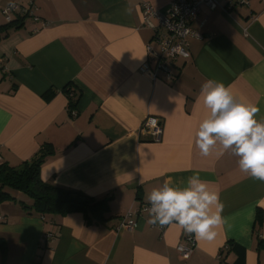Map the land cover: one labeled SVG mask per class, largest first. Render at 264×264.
Wrapping results in <instances>:
<instances>
[{
  "label": "crops",
  "instance_id": "1",
  "mask_svg": "<svg viewBox=\"0 0 264 264\" xmlns=\"http://www.w3.org/2000/svg\"><path fill=\"white\" fill-rule=\"evenodd\" d=\"M14 1L0 0V25ZM29 1L46 25L28 18L0 42L1 162L31 161L49 143L42 179L107 198L109 211L106 219L41 214L11 191L16 200L0 201L5 264H264V181L241 172L231 150L203 157L194 143L207 114L199 93L208 79L258 107L255 118L264 121V0L204 6L192 22L200 36L188 37L191 57L176 60L172 79L145 71L155 30L143 25L142 8L147 1L166 11L171 0L22 4ZM75 90L73 116L68 91ZM147 118L161 123L160 140L141 132ZM194 173L219 194L223 223L211 242L194 236L184 260L178 245L189 244V234L176 223L164 230L150 224L142 205L165 180L184 187ZM128 211L132 229L120 226Z\"/></svg>",
  "mask_w": 264,
  "mask_h": 264
},
{
  "label": "clouds",
  "instance_id": "2",
  "mask_svg": "<svg viewBox=\"0 0 264 264\" xmlns=\"http://www.w3.org/2000/svg\"><path fill=\"white\" fill-rule=\"evenodd\" d=\"M199 98L207 110L194 133L200 155L208 157L215 149L219 158L231 150L239 157L241 172L264 181V121L255 118L259 108L238 99L228 86L213 79L201 85ZM146 200L151 205L147 209L150 224L176 223L197 240L213 241L215 229L223 223L219 194L198 173L189 176L184 187L165 180L146 194Z\"/></svg>",
  "mask_w": 264,
  "mask_h": 264
},
{
  "label": "trees",
  "instance_id": "3",
  "mask_svg": "<svg viewBox=\"0 0 264 264\" xmlns=\"http://www.w3.org/2000/svg\"><path fill=\"white\" fill-rule=\"evenodd\" d=\"M247 2L248 0H246L245 3ZM29 3H30L29 5L23 4V6L28 7L26 11L17 12L12 20L6 21L5 24L0 25V42L6 39L10 35L11 30L21 28L23 25H25L26 23L25 21L28 18L40 22L41 25L43 26L46 25V21L43 22L42 21L43 19L39 15L33 13L34 2L29 1ZM219 3L220 5H218L217 7L223 8L222 6L223 4H221V2ZM237 3L245 4V3H241L239 0L237 1ZM231 6L233 5H229V4L224 5V9L226 8L231 9L232 8ZM210 9H215V8H210ZM201 11L202 9L200 10V12ZM200 12L198 13V15L200 14ZM192 22L190 23L191 27H192ZM143 25L155 30V34L153 38L148 43H151L157 48L158 47L157 37L159 36V38H163L166 34V29L164 27L153 28L145 24L144 22ZM41 27L42 26L34 28V31L39 30ZM148 56L150 58L149 61L150 69L154 68L151 67V58L154 59L155 68L153 70L156 72V74L159 72H164L168 79H172L174 77V73L172 72V67L177 59L172 60L171 58L167 62H165L167 68L170 70V73H168L165 70V68L156 69L157 63L160 60L159 57L154 55L151 56L149 54ZM64 90H67V87H65ZM79 96L80 95L76 94V90H75V94L72 95L68 91L69 109H70V114L72 113L73 116L76 115V110H74L73 107L77 105L79 101ZM49 149H50L49 143L44 144L35 158H33L31 161H26L16 166L10 165L8 162L0 161V201L16 200V198L12 196V194L9 191L5 190L4 187L8 186L14 190L21 191L29 199H32L33 203L30 206L25 202L21 201L24 207H30L34 211L39 212L41 214L53 213V214L67 215L69 213L80 211V212H84L87 218L106 219L107 218L106 213L109 211V204L107 198L95 199L94 197L90 196L89 194H87L82 190L66 188L53 183L45 182L42 179L40 175V165L45 160L47 155L52 152V150ZM263 242L264 240H262V242L260 243ZM0 249L2 251V263L4 262L3 264H5L4 260H5V252L7 246L5 240L1 237H0Z\"/></svg>",
  "mask_w": 264,
  "mask_h": 264
},
{
  "label": "built area",
  "instance_id": "4",
  "mask_svg": "<svg viewBox=\"0 0 264 264\" xmlns=\"http://www.w3.org/2000/svg\"><path fill=\"white\" fill-rule=\"evenodd\" d=\"M22 1L11 2L3 8L2 13L6 21L12 20L17 12L27 10L28 7L23 6ZM239 1L241 3L246 2V0ZM218 5H220L218 0H172L168 9L162 11L155 9L150 2L145 1L142 3L143 22L153 28L164 27L166 29V34L163 38L157 37V48L151 43L147 44L148 54L160 58L156 69L165 68L170 73L165 62L171 58L172 60H176L178 58L186 59L191 57V51L188 47V37L200 36V34L191 27L190 23L197 17L203 6L216 8ZM222 6L224 9V5ZM153 18L158 21L157 24H154ZM145 71L148 74L156 75V72L149 67H146ZM140 130L145 134L152 135L154 140H160L162 137L163 128L161 123H157L151 118L143 121ZM150 206V203L143 204L142 211H147ZM136 224L137 222L133 217L132 211H128L120 221V226L127 227L128 229L134 228ZM159 227L161 230H164L166 225ZM187 239L189 240V244L178 245V250L184 260L189 258L196 247L194 235L189 234Z\"/></svg>",
  "mask_w": 264,
  "mask_h": 264
},
{
  "label": "rangeland",
  "instance_id": "5",
  "mask_svg": "<svg viewBox=\"0 0 264 264\" xmlns=\"http://www.w3.org/2000/svg\"><path fill=\"white\" fill-rule=\"evenodd\" d=\"M3 10V9H2ZM3 14V13H2ZM5 188V190H7V191H9V192H11V191H13V192H15V193H17V194H20L21 192L19 191V190H14V189H12L11 187H8V186H6V187H4ZM21 194H23V193H21Z\"/></svg>",
  "mask_w": 264,
  "mask_h": 264
}]
</instances>
